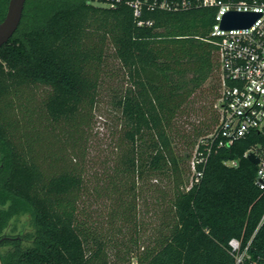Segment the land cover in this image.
<instances>
[{"label":"trees","instance_id":"1","mask_svg":"<svg viewBox=\"0 0 264 264\" xmlns=\"http://www.w3.org/2000/svg\"><path fill=\"white\" fill-rule=\"evenodd\" d=\"M8 1L0 0V22ZM94 3L26 0L17 30L0 47V235L18 216L31 226L21 238L3 239L0 264H234L244 248L247 264H264V193L254 182L257 166L244 156L262 154L264 134L219 147L210 137L219 121L214 103L211 123L188 144L192 156L175 150L178 117L215 74L219 96L218 40L209 35L215 8L144 6L136 18L124 1ZM36 5L47 12L43 22L24 27ZM110 58L124 84L112 102L124 146L109 174L104 228L81 217L83 176L63 145L72 132L59 129L73 125L76 133L85 121ZM35 89L46 92L34 121ZM146 184L163 205L148 241L136 203Z\"/></svg>","mask_w":264,"mask_h":264},{"label":"rangeland","instance_id":"2","mask_svg":"<svg viewBox=\"0 0 264 264\" xmlns=\"http://www.w3.org/2000/svg\"><path fill=\"white\" fill-rule=\"evenodd\" d=\"M39 7L37 5L32 7L33 9L30 7V15L24 21V27L40 25L43 22L47 12L45 8L40 10ZM107 64V68L104 70L106 75L97 91L95 106L90 114L85 116V121L80 122L76 133L72 130L73 125L59 129V131L72 132V136L63 141V145L69 157L74 158L72 164L80 170L83 176L84 182L79 203L81 217L99 223L104 228L107 226L106 220L109 219L110 214L107 191L109 190V174H111L113 163L117 161L120 149L124 146L120 115L112 105L115 96L124 87L123 79L118 73V64L115 60L110 58ZM45 92L42 89H35L33 92L34 98L29 109L34 112V121L37 120L36 115L40 112L39 108ZM217 93L215 74L200 91L195 93L178 117L175 123L174 138L175 150L179 156L182 157L186 153H190L192 156L193 151L188 144L194 140L197 131L202 130L204 125L211 123L214 117L213 105L217 101ZM22 103L26 104L25 99H22ZM61 138H65V136ZM161 184L164 185L165 183L162 182ZM151 188L147 184L142 187L140 196L136 201L138 208L137 225L140 226L142 234L147 238L146 241L151 238L154 229L158 226L163 208L161 203L159 206L155 204L157 194L152 193ZM30 230V219L27 215L15 217L2 230L0 244L5 238H21ZM23 244L26 245L27 243L23 242ZM7 248L8 245H0V254Z\"/></svg>","mask_w":264,"mask_h":264},{"label":"built area","instance_id":"3","mask_svg":"<svg viewBox=\"0 0 264 264\" xmlns=\"http://www.w3.org/2000/svg\"><path fill=\"white\" fill-rule=\"evenodd\" d=\"M121 1L132 8L136 18L141 16L144 6L148 11H177L199 6L215 8L209 35L218 40L216 55L220 76L215 108L219 121L210 137L218 138L219 147H226L253 131L264 134V0H96V3L113 7ZM228 12L259 16L250 27L223 29L221 22ZM142 24V21L137 23ZM249 153L254 154V149L245 152L244 156ZM258 159L254 182L264 193V150ZM225 165L234 167L236 163L230 161ZM191 171L197 181L199 173L194 164ZM263 220L264 214L261 222ZM230 245L239 251V241L231 240ZM246 249L236 254L234 264H247Z\"/></svg>","mask_w":264,"mask_h":264},{"label":"water","instance_id":"4","mask_svg":"<svg viewBox=\"0 0 264 264\" xmlns=\"http://www.w3.org/2000/svg\"><path fill=\"white\" fill-rule=\"evenodd\" d=\"M26 0H9L5 16L0 22V47L8 42L17 30ZM254 13L228 12L222 19L223 29H239L250 27L258 18ZM248 160L254 165L258 164V157L253 153L247 155Z\"/></svg>","mask_w":264,"mask_h":264}]
</instances>
